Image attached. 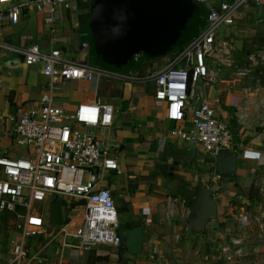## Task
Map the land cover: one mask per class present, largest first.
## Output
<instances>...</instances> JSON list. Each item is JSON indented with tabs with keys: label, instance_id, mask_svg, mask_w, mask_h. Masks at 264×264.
Instances as JSON below:
<instances>
[{
	"label": "crops",
	"instance_id": "1",
	"mask_svg": "<svg viewBox=\"0 0 264 264\" xmlns=\"http://www.w3.org/2000/svg\"><path fill=\"white\" fill-rule=\"evenodd\" d=\"M92 10L93 0H73L68 7L23 14L16 25L0 24V152L11 157L26 155L24 148L13 145V120L24 110L36 107L47 88L40 67L25 65L21 53L4 46L23 48L34 43L42 51L58 49L68 59L90 62L95 52L91 38ZM50 17L53 21L47 22ZM258 26L264 34V8L250 7L241 12L238 25L226 29L224 37L234 47V64L224 68L216 83H207L201 89L217 116L224 118L232 131L233 151L237 154L236 174L232 177L218 173L216 158L202 148L171 137L177 125L166 120L165 105L155 100L154 86L105 78L103 95L99 96L102 79L58 84L54 105L63 110H73L79 103L93 102L96 97L112 106V126L101 132L104 136L101 138L116 158L118 171L111 174L107 186L120 227L141 225L144 229L142 251L131 260L123 258L122 246L116 249L101 246L79 256L73 252L69 264H237L222 255L219 246L223 238L238 235V211L249 207L248 211L264 226V198H259L264 187H257V172L264 165V112L259 107L264 86L254 73L246 77L235 74L247 65L249 53L264 46V43L256 46L261 39L255 35ZM83 44L87 47L83 48ZM238 45L246 53H238ZM141 57L133 59L134 63L120 74L132 76L161 69L174 53L136 65ZM246 78L252 85H243L241 80ZM232 87L239 88L232 93ZM248 91L255 94L253 99ZM244 106L252 109V122L242 126L235 111ZM243 155L253 160H243ZM206 191H211L216 203V217L192 229L193 209ZM250 247L248 256L241 259L242 264L264 259V245L254 254ZM49 264L56 261L51 259Z\"/></svg>",
	"mask_w": 264,
	"mask_h": 264
},
{
	"label": "built area",
	"instance_id": "2",
	"mask_svg": "<svg viewBox=\"0 0 264 264\" xmlns=\"http://www.w3.org/2000/svg\"><path fill=\"white\" fill-rule=\"evenodd\" d=\"M71 1L0 0V24L16 25L23 14L68 7ZM193 2L207 11L203 26L163 68L146 74L112 73L87 61L68 59L58 49L42 51L34 43L23 48L4 46L21 53L25 65L40 67L47 88L36 107L24 110L13 120V145L24 148L26 155L11 157L0 152V229L10 233L8 251H0V264H48L46 248L56 240V264H69L62 256L65 250L79 256L96 247L121 246L117 234L120 223L106 181L107 175L118 171V165L101 138V132L112 126V106L96 97L93 102L79 103L73 110H63L54 105L59 83L105 78L151 82L155 100L165 105L166 120L177 125L171 137L200 147L213 158L219 152L233 151L232 131L225 119L217 116L201 89L207 83H216L224 68L234 64V47L224 39L225 30L238 25L243 10L264 8V0ZM46 21L52 22L53 17ZM82 46L86 48L87 44ZM132 58L137 59L138 54ZM250 73L260 77V81L264 73V46L249 53L247 65L235 74L246 77ZM247 94L252 99L255 96L252 91ZM259 107L264 112V98L259 99ZM250 110L249 106L236 108L240 125L252 122ZM242 159L253 160L245 155ZM57 200L63 206L61 223L51 226L50 211ZM236 224L238 235L223 238L219 251L242 264L250 244L254 245L250 247L253 254L260 250L264 226L248 210L240 211ZM37 237L48 242L38 245ZM246 264H264V259Z\"/></svg>",
	"mask_w": 264,
	"mask_h": 264
},
{
	"label": "water",
	"instance_id": "3",
	"mask_svg": "<svg viewBox=\"0 0 264 264\" xmlns=\"http://www.w3.org/2000/svg\"><path fill=\"white\" fill-rule=\"evenodd\" d=\"M205 13L193 0H93L91 38L95 54L114 68L127 65L132 57L142 53L150 58L165 56L189 41L199 31ZM264 86V73L261 77ZM237 154L219 152L216 170L232 177ZM191 228L216 217V203L211 191L202 193L194 207ZM61 223V207L53 204L49 224ZM117 234L125 248L123 258L133 259L142 251L144 229L141 225L129 229L120 227Z\"/></svg>",
	"mask_w": 264,
	"mask_h": 264
},
{
	"label": "rangeland",
	"instance_id": "4",
	"mask_svg": "<svg viewBox=\"0 0 264 264\" xmlns=\"http://www.w3.org/2000/svg\"><path fill=\"white\" fill-rule=\"evenodd\" d=\"M214 1H218V0H214ZM201 8V7H200ZM203 8V11H204V13H205V16H206V9L204 8V7H202ZM201 8V9H202ZM204 24V23H203ZM203 26V25H202ZM201 26V27H202ZM200 27V28H201ZM259 28V29H258ZM258 28H256L258 31H256V33H255V35H260L261 36V39H259L257 42L259 43H257V45L256 46H260L261 44L263 45V43H264V34H263V32H261V30H262V28H261V26L259 27L258 26ZM261 29V30H260ZM263 31V30H262ZM244 40H246V37H244ZM261 42V43H260ZM185 43L186 42H184L182 45H180V46H178V47H176L173 51H171L170 53H174V55L176 54V53H178L179 52V50L185 45ZM252 45H254L255 46V44H252ZM254 46H252V47H254ZM255 46V47H256ZM238 47V50L239 51H237L238 53H246V51L244 50V51H242L241 50V48L240 47H242V46H240V45H238L237 46ZM246 47H248V45L246 46ZM246 49V48H245ZM93 51H94V47H93ZM242 51V52H241ZM138 55H141L142 57L139 59V61H136V65H142V60H153V59H156V58H150V57H148V56H146V55H144V54H142V53H139ZM162 57V56H161ZM157 59H158V57H157ZM90 65H92V66H95V67H99V68H103V69H106V70H108V71H110V72H112V73H118V74H120V73H125V71L130 67V65H132L133 63H134V61H133V58L130 60V62H128L127 63V65H125V66H123L122 68H120V69H118V68H114V67H112V66H107V65H105L102 61H101V59H100V57L98 56V55H96L95 54V52H94V56H93V59H92V61H90V62H88ZM160 68V67H159ZM227 75H228V72H227ZM248 78V77H247ZM243 79V80H241L242 82H244L243 83V85L245 84V86H248V85H252V82H250V81H248V79ZM235 80H237V79H235ZM240 81V82H241ZM103 83H104V80L102 79V80H100V89H99V91H98V93H99V96H102L103 95ZM151 86L152 88H153V86H154V84L153 83H151V82H148V86ZM216 86H220L218 83H217V85ZM238 88L239 87H232V93L233 92H235V90H238ZM153 91H155V90H153ZM77 130H80V128L79 127H77ZM263 166V169H262V171L260 170V171H258L257 173H259L258 175H257V177H258V181H259V184L257 185V187L258 188H263L264 187V165H262ZM109 177H111V175H107V177H106V181H108L109 180ZM256 181V180H255ZM259 198L261 199V198H264V192L263 193H259ZM249 208V207H248ZM248 208L247 209H243V210H248ZM48 211H49V207L46 209V212L48 213ZM76 212V211H75ZM239 213H237L238 214V216H239V214H240V211H238ZM73 212H70V214H72ZM74 214V213H73ZM9 236H10V233H9V231L8 230H6L5 228H1L0 229V251L1 252H3V253H6L7 251H8V239H9ZM37 239V241H36V244H38V245H45L48 241L47 240H45L43 237H37L36 238ZM68 242H74V241H71V240H68ZM261 244H262V241L260 242ZM262 245H264V244H262ZM59 247V242H58V240H56V242L54 243V244H49L48 245V247L46 248V253H45V257H47V259L48 260H50L51 261V259H57L58 257L57 256H55V249H57ZM62 256H63V259H65V260H67L68 261V263H70L71 262V259L74 257V253H72L71 251H69V250H65L64 251V253L62 254ZM48 264H49V262H48Z\"/></svg>",
	"mask_w": 264,
	"mask_h": 264
},
{
	"label": "trees",
	"instance_id": "5",
	"mask_svg": "<svg viewBox=\"0 0 264 264\" xmlns=\"http://www.w3.org/2000/svg\"><path fill=\"white\" fill-rule=\"evenodd\" d=\"M182 48H183V47H182ZM182 48H181V49H182ZM181 49H180V50H181Z\"/></svg>",
	"mask_w": 264,
	"mask_h": 264
}]
</instances>
